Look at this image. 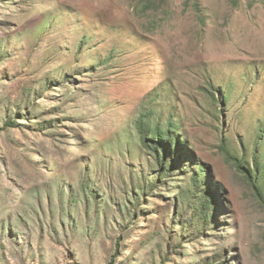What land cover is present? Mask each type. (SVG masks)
Segmentation results:
<instances>
[{
  "label": "rangeland",
  "instance_id": "1",
  "mask_svg": "<svg viewBox=\"0 0 264 264\" xmlns=\"http://www.w3.org/2000/svg\"><path fill=\"white\" fill-rule=\"evenodd\" d=\"M0 264H264V0H0Z\"/></svg>",
  "mask_w": 264,
  "mask_h": 264
},
{
  "label": "trees",
  "instance_id": "2",
  "mask_svg": "<svg viewBox=\"0 0 264 264\" xmlns=\"http://www.w3.org/2000/svg\"><path fill=\"white\" fill-rule=\"evenodd\" d=\"M140 128V135L142 136V143L145 147L154 152L156 156H159L162 150H165L169 145L172 146L176 140V132L175 129L168 127L166 130L160 129L159 127L152 128L145 122L139 123ZM151 136V140L154 141H147L146 136ZM224 153L227 155L228 160H232V158L228 155L226 150H223ZM198 173L201 175L207 171V167L204 165H200L198 167ZM194 182H197V179H194Z\"/></svg>",
  "mask_w": 264,
  "mask_h": 264
}]
</instances>
